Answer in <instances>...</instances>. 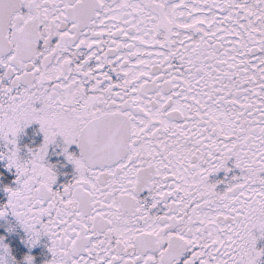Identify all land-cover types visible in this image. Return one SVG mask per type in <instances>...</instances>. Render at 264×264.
<instances>
[{
	"label": "snow or ice",
	"instance_id": "1",
	"mask_svg": "<svg viewBox=\"0 0 264 264\" xmlns=\"http://www.w3.org/2000/svg\"><path fill=\"white\" fill-rule=\"evenodd\" d=\"M0 142V264H264V0H0Z\"/></svg>",
	"mask_w": 264,
	"mask_h": 264
},
{
	"label": "flooded vegetation",
	"instance_id": "2",
	"mask_svg": "<svg viewBox=\"0 0 264 264\" xmlns=\"http://www.w3.org/2000/svg\"><path fill=\"white\" fill-rule=\"evenodd\" d=\"M38 127V124L34 123L33 125H30L25 129V133L21 134L18 143L21 146L22 154L26 152V148L24 147L25 145H27V147L35 148L42 141V134L38 133ZM58 141L62 142L61 138H58ZM0 150H3L2 142H0ZM56 151H59V149H56ZM47 160L49 163L55 165L54 170L57 172V181L54 185V188L62 189L63 185L71 182V180L73 179V166L67 163L62 156L53 154L51 149ZM5 163L6 161H0V173H3V175H0V206H3L7 202V193L3 190V187L5 185L8 187L15 186L14 170H6L4 167ZM226 167L229 169L228 172H225L224 169H221L216 173L210 174L208 178L209 183L215 184L216 191L218 192H223L227 188L228 184L232 181L233 176L240 175V169L234 167L233 160L230 159L229 161H227ZM147 195V191H143L138 194V197L140 199H144ZM5 220L14 223V218H12L10 215L4 219H0V233H3L4 228L7 227ZM22 235V229L17 226L16 232L8 238L13 242V244H15V242ZM48 245L49 242L47 240V237H42L40 243L34 249H32V254L35 256V264H43V261L51 258L50 253L47 255H43V253H47ZM257 247H264V238L258 240ZM24 251H27V249H24ZM16 256L18 260L21 258L19 253H16Z\"/></svg>",
	"mask_w": 264,
	"mask_h": 264
}]
</instances>
